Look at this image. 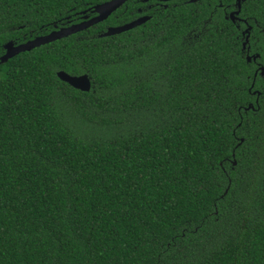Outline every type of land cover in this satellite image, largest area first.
Masks as SVG:
<instances>
[{
  "label": "trees",
  "instance_id": "trees-1",
  "mask_svg": "<svg viewBox=\"0 0 264 264\" xmlns=\"http://www.w3.org/2000/svg\"><path fill=\"white\" fill-rule=\"evenodd\" d=\"M109 1L0 0V54ZM236 1L129 0L0 63V264H264V0Z\"/></svg>",
  "mask_w": 264,
  "mask_h": 264
},
{
  "label": "water",
  "instance_id": "water-1",
  "mask_svg": "<svg viewBox=\"0 0 264 264\" xmlns=\"http://www.w3.org/2000/svg\"><path fill=\"white\" fill-rule=\"evenodd\" d=\"M129 0H111L109 2L96 5L94 7V12L97 14L94 18L87 20V17L85 18L86 21L78 23V24H72L71 26L61 28L59 30L53 31L45 36L37 37L29 42H26L25 44L18 45L16 47H13L12 43L9 42L6 45V48H8L6 54L0 59V63L6 62L9 58L23 52L30 51L36 47L54 42L56 40H60L62 38L68 37L70 35H73L77 32L83 31L97 23H100L104 20H106L112 13H114L117 9L122 7L123 4H125ZM243 1V0H242ZM236 6L238 8V11L240 9V0L236 1ZM238 11L230 14V19L232 21L235 20V14H238ZM149 20V17H140L136 20L131 21L130 23L117 26V27H109L106 29V32L103 33L102 37L117 35L126 31H129L137 26H140L144 24L146 21ZM249 29L246 30L248 32ZM247 40L243 44V48L245 47ZM255 60V59H253ZM247 62H251L252 58L247 56L246 58ZM261 74H263V71H261ZM57 77L62 82L66 83L73 89H76L81 92H89L91 89V82L87 75H81V76H71L63 71L57 72ZM235 165V163H234Z\"/></svg>",
  "mask_w": 264,
  "mask_h": 264
},
{
  "label": "flooded vegetation",
  "instance_id": "flooded-vegetation-1",
  "mask_svg": "<svg viewBox=\"0 0 264 264\" xmlns=\"http://www.w3.org/2000/svg\"><path fill=\"white\" fill-rule=\"evenodd\" d=\"M169 1H174V0H156V2H158V3H160V2H169ZM199 0H184V3H190V2H192V3H195V2H198ZM242 0H240V2H241ZM124 5V4H123ZM122 5V6H123ZM218 6L219 7H222V10H223V13L225 14V7L221 4V3H219L218 4ZM120 9V8H119ZM85 12H82L81 14V20L78 22V23H81V22H84V21H86L85 20V18L87 17V20H90V19H92V18H94L97 14L94 12V7H93V9H92V11H91V16H89V15H85L84 14ZM141 17H149V16H141ZM140 18V17H139ZM150 18V17H149ZM138 19V18H137ZM136 20V19H135ZM78 23H76V24H78ZM130 23V22H129ZM54 26V25H53ZM68 26H71V25H68ZM68 26H65V27H68ZM117 27V26H116ZM61 28H64V26H62V27H58V26H54V29L53 30H51L50 32H53V31H56V30H59V29H61ZM107 28H109V27H107ZM31 40H33V39H28V40H25L24 42H22V43H17V42H15L14 40H10L9 42H11L12 43V45H13V47H16V46H18V45H21V44H25L26 42H29V41H31ZM9 42H7V43H9ZM7 43H4L2 46H1V48H2V52H1V54H0V59L6 54V52H7V50H8V48H6V45H7ZM20 54V53H19ZM18 55V54H17ZM17 55H15V56H17ZM14 57V56H13ZM10 59V58H9Z\"/></svg>",
  "mask_w": 264,
  "mask_h": 264
}]
</instances>
